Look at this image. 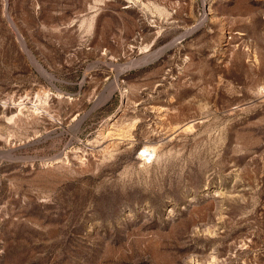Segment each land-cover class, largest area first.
Here are the masks:
<instances>
[{
	"label": "rangeland",
	"instance_id": "rangeland-1",
	"mask_svg": "<svg viewBox=\"0 0 264 264\" xmlns=\"http://www.w3.org/2000/svg\"><path fill=\"white\" fill-rule=\"evenodd\" d=\"M0 264H264V0H0Z\"/></svg>",
	"mask_w": 264,
	"mask_h": 264
},
{
	"label": "bare ground",
	"instance_id": "bare-ground-1",
	"mask_svg": "<svg viewBox=\"0 0 264 264\" xmlns=\"http://www.w3.org/2000/svg\"><path fill=\"white\" fill-rule=\"evenodd\" d=\"M21 38V37H20ZM22 41V40H21ZM23 42V41H22ZM172 43V42H171ZM23 44V43H22ZM171 45V44H170ZM168 47V46H167ZM34 58V57H33ZM35 59V58H34ZM35 62V61H34ZM36 63V62H35ZM139 64V63H138ZM43 68V67H42ZM41 69V68H40ZM117 84V83H116ZM38 108V106H35L34 107V109L32 110V112H34V113H37V111L35 110V109H37ZM155 150H156V146L155 145H153V144H145L142 148H141V150H140V152H139V155H140V157L142 156V157H144V159H151L152 158V156L154 155V153H155ZM144 152V154H142ZM53 159H51V160H49V161H47V164L48 165H50V164H53V163H58V161H56V162H54V161H52Z\"/></svg>",
	"mask_w": 264,
	"mask_h": 264
}]
</instances>
